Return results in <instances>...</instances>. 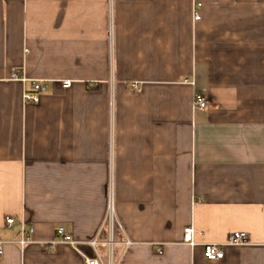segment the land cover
Segmentation results:
<instances>
[{
	"label": "crops",
	"instance_id": "0c3cea01",
	"mask_svg": "<svg viewBox=\"0 0 264 264\" xmlns=\"http://www.w3.org/2000/svg\"><path fill=\"white\" fill-rule=\"evenodd\" d=\"M0 240V264H264V0H0Z\"/></svg>",
	"mask_w": 264,
	"mask_h": 264
},
{
	"label": "built area",
	"instance_id": "2783aa9c",
	"mask_svg": "<svg viewBox=\"0 0 264 264\" xmlns=\"http://www.w3.org/2000/svg\"><path fill=\"white\" fill-rule=\"evenodd\" d=\"M195 19H200V15L198 13H195ZM12 77L14 79H20L23 80L22 76L18 71H15L12 74ZM186 82L188 80H185ZM72 81L66 80L64 81V85L69 87L71 85ZM47 81H33L32 83V89L25 90L23 93V97L25 101H30V102H39L41 98V94L44 93L47 90ZM134 89H138V85L134 84L133 85ZM193 107L194 109L197 110H204L207 109L208 107V100L205 95L202 94H196L193 99ZM113 190L111 189L109 197H108V204H107V217H106V224L110 228V239L107 242L108 244H113L114 240L111 238L113 236V231L115 230V227L118 226L122 228V226L117 222L116 215H115V203H114V197H113ZM5 223L8 226H12L15 223V218L12 216H6L5 217ZM34 228L33 227H27L24 222L21 223V234L22 237L19 240V242L22 245H25L27 243H32L34 242L32 238ZM193 228L192 227H187L184 230V241L187 242L188 244L195 246L198 243H196L193 240ZM57 235L58 239L55 241H52L51 244H57V243H65L68 244L74 248H77L79 246V242L74 240L65 230L63 226L58 227L57 229ZM7 243V241L0 240V254L3 253V247ZM93 247H96L98 244L102 243L99 241L97 238L93 239L89 242H87ZM124 245L128 246L131 244L129 240H126L123 242ZM248 244V237L245 232H235L233 233L228 241L223 242V243H204L203 244V250H204V256L208 260H219L224 258L225 256V248L227 246H232V245H245ZM161 248H159V253H161ZM101 263V258L99 255L95 257H89L85 256L84 257V264H100Z\"/></svg>",
	"mask_w": 264,
	"mask_h": 264
}]
</instances>
